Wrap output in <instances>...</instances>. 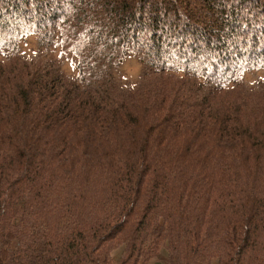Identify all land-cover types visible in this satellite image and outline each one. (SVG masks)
<instances>
[{"label":"trees","instance_id":"obj_1","mask_svg":"<svg viewBox=\"0 0 264 264\" xmlns=\"http://www.w3.org/2000/svg\"><path fill=\"white\" fill-rule=\"evenodd\" d=\"M58 30L96 86L1 70L0 264H264V0H0V51Z\"/></svg>","mask_w":264,"mask_h":264},{"label":"rangeland","instance_id":"obj_2","mask_svg":"<svg viewBox=\"0 0 264 264\" xmlns=\"http://www.w3.org/2000/svg\"><path fill=\"white\" fill-rule=\"evenodd\" d=\"M58 30L56 34H46L43 38H35L31 34L23 36L22 41L17 46H12L10 50L0 51V73L4 66H8L10 61L18 63L22 66L29 63L34 66H46L50 71L61 74L64 81H72L78 85L81 90L85 87H94L95 83L88 79H82V76L75 71V61L71 56L70 51L66 48V42L61 39V32ZM118 66V65H117ZM257 69V68H256ZM252 69L251 71H234L230 76L232 89L228 88L229 102H246L248 109L254 107L251 101L255 100L257 95L264 94V70ZM142 64L137 57L133 55L126 56L119 67L112 72L113 77L110 78V85L103 87L102 91L110 90H125L126 88L135 85L144 72ZM25 72V71H23ZM166 75V73H161ZM172 80L179 77L178 74H168ZM171 85L172 83H168ZM152 88L151 85L148 86ZM144 91V92H149ZM102 93V92H101ZM114 95L113 91H110ZM237 103V104H238ZM149 264H152L151 262Z\"/></svg>","mask_w":264,"mask_h":264}]
</instances>
